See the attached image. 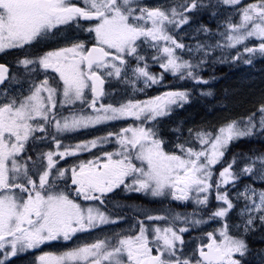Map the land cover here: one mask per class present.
Masks as SVG:
<instances>
[{
  "label": "snow or ice",
  "instance_id": "6c2138e0",
  "mask_svg": "<svg viewBox=\"0 0 264 264\" xmlns=\"http://www.w3.org/2000/svg\"><path fill=\"white\" fill-rule=\"evenodd\" d=\"M205 11L215 28L197 22ZM8 52L16 56L0 62V264L33 250V264H243L246 237L264 239V152L226 155L237 141L264 139V95L246 115L169 127L196 91L164 81L167 72L206 84L209 62L264 58V0H0ZM153 86L164 90L148 95ZM117 191L185 208L118 205ZM59 241L70 246L40 250Z\"/></svg>",
  "mask_w": 264,
  "mask_h": 264
},
{
  "label": "trees",
  "instance_id": "16d2710c",
  "mask_svg": "<svg viewBox=\"0 0 264 264\" xmlns=\"http://www.w3.org/2000/svg\"><path fill=\"white\" fill-rule=\"evenodd\" d=\"M200 21H202L204 24H207L210 28L216 27V19L210 17L208 11H205L199 15V20L197 22ZM247 66L248 65L244 63L234 64L232 62H226L220 65L208 63L207 66L201 71V75H203L204 77L213 78L208 80L213 81L211 85L215 86L216 88H218V86L220 85V87L218 88V92H220V95L213 94L211 97L203 98L199 96L200 99L206 102V104L201 107V111L199 112H213L211 113L212 115L217 114L213 116H206L208 118L204 119H213L215 117L221 118L228 115L227 113L229 112H237V114H240L239 112L245 113L247 111L250 112L253 110L254 105L257 103L260 96L264 95V58L258 57L254 59L253 65H249V86L241 85L237 81L233 82L230 87V93L227 97L223 96L220 90L221 86L224 87L225 82H227L230 78H235L236 75H241L246 70ZM218 101H220V103L223 101H227V103H229V107H227L223 103H221L220 105L221 108L215 107L211 104L212 102ZM201 122L205 121L203 120ZM253 149H255L257 152H264V139L256 136L237 141L235 144H232L230 146L229 152L226 153V155L230 156L231 153L237 151L242 153L248 152L249 154H251V150ZM129 199L130 198H127V203ZM259 237L260 234L255 232L249 235V240L251 238L258 239ZM257 245L258 244H251L249 241V249H254V247ZM250 253L252 252L250 251ZM251 260L252 258L249 257V264H255L253 262H250Z\"/></svg>",
  "mask_w": 264,
  "mask_h": 264
},
{
  "label": "rangeland",
  "instance_id": "374dc122",
  "mask_svg": "<svg viewBox=\"0 0 264 264\" xmlns=\"http://www.w3.org/2000/svg\"><path fill=\"white\" fill-rule=\"evenodd\" d=\"M146 2H148L150 5L154 6L158 3L165 2V0H146ZM245 2H247V0H245ZM219 11L225 12V11H227V9L222 7L219 9ZM201 39H203V37H201ZM217 55H219L218 52H217ZM209 63H212V62H209ZM224 63H226V62H224ZM149 64H150V71H152V72H160L161 71L158 64H153L151 61H149ZM213 64L220 65L223 63H213ZM254 70H256V69H254ZM172 78L174 80L173 83H171ZM164 81H165V84H167L169 86H173V87H182L183 82L184 83L187 82L188 88H194V90L197 91L196 95L194 96V98L192 99L191 102L186 103L182 109L176 110L175 113L170 116L169 120L166 121V123L169 125V127H171L172 124H174L180 120L184 121V127H185V121H187V120H188V126L187 127H191L193 125H199L202 123L201 121H203V120L204 121H210L212 123H216L220 120V118H218V117H215L213 119H204V118H208L206 116H209V115L213 116V115H217V114L212 115L211 113H213V112H211V113L199 112V111H201V107L204 106L206 104V102H204L202 99H200L199 98L200 95L198 94V89L200 87H203V88H211L213 90V94L220 95V92H218V88L220 87V85L218 86V88H216L215 86L211 85V83L213 81H208L206 84H200V85L194 86L191 81H183V80H179V79L177 80V78H174L172 74L167 73V72L164 73ZM236 81L241 85L249 86V65L247 66L246 70L241 75H239V76L236 75L235 78H230L227 82H225L224 87L221 86L220 90H221L223 96L227 97L229 95L230 87H231L232 83L236 82ZM112 87H116V85L113 84ZM163 90H164L163 86H159V87L153 86L152 89H146V92L148 95H154V94H156L157 91H163ZM214 90H216V91H214ZM138 98H140V97H138ZM105 102H107V101H105ZM211 104L214 105L215 107L221 108L220 107V105H221L220 101L212 102ZM226 106L229 107V103H227ZM248 112L249 111H247L245 113L239 112L240 114H237V112H229L227 114L228 115H246ZM186 113H187V115H186ZM195 113H196V115H195ZM197 114H198L199 118L197 117ZM129 122H131L130 119H129ZM117 126L118 125L115 122H113L110 129H102V130H115V128ZM119 126H123V125H119ZM95 134H97V133H95V132L89 133V135H95ZM77 138L78 139H84L87 137L85 135H79ZM105 150H109V149L105 148ZM86 158H87L86 154L80 156V159H86ZM65 160H68L70 162L69 158H67V157H65ZM244 182H245V179L242 178L241 184H243ZM256 187H264V184L257 183ZM129 194H131V193H127L126 195H129ZM148 198L154 199L158 203H162L163 207H166V206L168 207V205H169V207L176 208L180 211H183L185 208V203H183V202L172 201L169 199L155 198V197H151V196H149ZM186 207L188 209H192L193 205L190 202H188L186 204ZM127 215L133 216V214H127ZM235 218L236 217L234 216V219ZM253 233H255V232H253ZM257 233L260 234L259 231H257ZM251 234H249V235H251ZM249 235L247 237H249ZM81 239L86 240V242H90V240H88L86 237H81ZM249 241L252 244H258L257 246L254 247V249L249 250V257L252 258V260L250 262H253L255 264H264V239H260V238L253 239V238H251ZM67 246H70V242L59 241V242H53L49 246H41L40 250H57L59 248L67 247ZM250 251L252 253H250ZM35 255H38V251L33 250V251H28L25 253L17 254L11 258L10 264H33V257Z\"/></svg>",
  "mask_w": 264,
  "mask_h": 264
},
{
  "label": "flooded vegetation",
  "instance_id": "af4514ba",
  "mask_svg": "<svg viewBox=\"0 0 264 264\" xmlns=\"http://www.w3.org/2000/svg\"><path fill=\"white\" fill-rule=\"evenodd\" d=\"M53 46H56L55 43H53ZM15 56H16V53H14V52H8L7 55L0 53V62L12 61L15 58ZM11 67H12V65L10 64V68ZM173 82H174V80L172 78V82L171 83H173ZM182 85H183L182 87L188 88V83L187 82H185V83L183 82ZM186 115H187V113H186ZM187 126H188V120L185 121V127H187ZM61 164H63V162H61ZM126 194L127 193H124V192H121V191H117L113 195L112 199L118 205L127 204V196H128V197H130V199L128 200V202H129L128 204L142 205L144 208H150V209H159V208L163 207L162 203H158L154 199H149L148 198L149 195H146L144 193L131 192V194H129V195H126ZM168 207H169V205H168ZM126 213L127 214L137 215V213H133L131 211V209H129V208H124L123 211L121 212L122 215H125ZM247 240H248V245H249V237H247ZM243 264H249V250L247 251V253L243 257Z\"/></svg>",
  "mask_w": 264,
  "mask_h": 264
}]
</instances>
